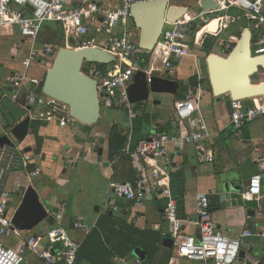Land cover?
Returning <instances> with one entry per match:
<instances>
[{"label":"crops","instance_id":"0c3cea01","mask_svg":"<svg viewBox=\"0 0 264 264\" xmlns=\"http://www.w3.org/2000/svg\"><path fill=\"white\" fill-rule=\"evenodd\" d=\"M111 2L112 0H105L106 5ZM171 5L189 8L193 14L201 11L196 0H187L184 4L171 1ZM230 14H236V10L232 9ZM198 23L200 22L196 24ZM133 25L136 27L134 22ZM90 27L94 35L101 27L100 20ZM246 28L254 32L253 44L264 48V24L255 29L254 24L250 25L244 21L236 25L232 33ZM58 29H62L60 24L48 23L44 25L41 33L47 31L48 35V31H51L53 34ZM115 33L118 35L120 30H115ZM205 36L206 34L200 33L199 40ZM39 37L36 42L30 40L33 45L29 46V39L23 38L17 27L0 31V104L7 103L0 109V138L9 128L28 117V89L22 90L14 102L11 99L12 90L6 88L7 79L25 70L23 62L28 58L31 49L40 51L45 46L59 47L40 43ZM194 39L195 36L190 32L191 52L197 60L194 57L183 59L171 78L178 82V92L175 95L159 94L156 100L154 97L157 95L151 96L148 101L138 103L132 120L124 109L118 107L102 111L100 122L91 127L75 122L68 129L62 130L55 123L31 120L30 134L26 143L20 145L24 151L30 150L28 154L34 159L33 167L39 169L41 175L30 181L28 172L14 174L9 183L11 186L20 185L18 193L28 185L36 188L41 200L47 204L52 220L60 222L73 239L81 242L78 264H130L137 260L142 262L134 255L137 249L145 252L146 260L143 264H213L175 257L173 249L164 246L167 238L162 233L167 229L168 223L164 218L165 200L161 196L153 197L147 192L142 204L119 200L121 208L129 209L128 212L122 211L119 214H114L106 208L111 182L128 184L138 189L139 168L125 153L126 149L134 151L140 140L154 133L190 132L188 126L177 118L175 103L186 97V90L197 89L198 86L191 83V80L196 78L195 82L199 84L197 63L204 76L201 84V112L210 132L205 144L215 160L212 164H199L195 148L187 146L179 156L174 155V148L171 147L170 162L163 163L170 174L171 190L178 200L179 216L185 222L184 233L196 238L200 236V229L196 225L198 194L209 196L212 219L226 236L236 238L247 229L253 232L264 230V218L256 216L259 203H241L239 199H232L231 203L223 205L220 199L223 190L218 180L220 176H224L227 182L236 186L239 198L246 190L249 179L258 173L256 160L264 153V115L249 122L241 131V139H237V130L230 119L232 99L229 96L214 97L210 81L209 84L207 82V59L211 54H223L216 46L222 38L215 40L216 45L207 39L195 44ZM63 41L62 48H66L64 32ZM234 45L236 44L233 43ZM39 61L29 68L28 74L44 81L48 70L53 67L54 60L43 65ZM35 68H40L42 76L36 74L38 72ZM256 78L264 84V75H258ZM254 102L264 107V96L246 100L245 106H254ZM90 150L93 153H89ZM99 150H102V155ZM18 193L14 198L15 207H19L22 200ZM261 204L264 205V200ZM133 214H137V217L133 218ZM79 219L92 229L88 235L74 229V223ZM47 220L39 226L38 231L49 227ZM139 243L149 249L137 246L130 250L134 244ZM242 250L245 255L240 257L237 264H264L262 240H246ZM121 254L126 257L123 258ZM25 264L40 262L36 257L29 255Z\"/></svg>","mask_w":264,"mask_h":264},{"label":"built area","instance_id":"2783aa9c","mask_svg":"<svg viewBox=\"0 0 264 264\" xmlns=\"http://www.w3.org/2000/svg\"><path fill=\"white\" fill-rule=\"evenodd\" d=\"M137 1L112 0L111 4L106 5L105 0H0V31L17 27L23 38L36 42L45 24H60L66 48H92L109 54L113 58L111 63L104 65L85 61L82 72L97 82L102 110L118 107L124 109L132 120L136 105L130 99L129 89L138 72H144L149 82L154 76L171 80L183 59L194 57L197 60L190 47V32L195 23L199 21L201 24L195 34V44L208 37L218 38L230 26L244 21L254 24L255 29L264 24V0H226L221 3V10L217 13L200 11L193 14L191 11L175 23H166L159 43L154 50L146 51L140 48L139 31L133 25L131 8ZM26 5L31 6L33 11L26 9ZM232 9L236 10V14H228ZM221 12L227 13L210 17ZM99 20L101 27L93 35L90 25L97 24ZM214 21H220L217 35L208 34L200 41V31ZM115 30H120V33L116 35ZM238 40V37L233 36L230 42L236 44ZM59 50L53 46H45L40 51L31 49L23 62L25 70L10 76L6 88L12 90L11 99L14 102L22 90L28 89V117L55 123L64 130L77 122L71 116L70 107L45 95L44 81L28 74L29 68L38 60L42 65L51 60L55 62ZM253 53L254 56L263 55L264 48L253 44ZM198 64L197 89L186 90V97L175 103L177 118L188 126L190 132L154 133L140 140L134 151L126 149L125 153L139 168L138 189L128 184L111 182L106 208L119 214L129 211L119 206V200L142 204L147 192L153 197L161 196L165 200L164 218L168 223L162 234L173 241L175 257L202 263L237 264L243 243L251 238L264 242V230L253 232L247 229L236 238L226 236L212 219L209 196L198 194L196 225L200 229V236L196 238L185 234V222L179 216L178 200L171 190L170 174L163 166L164 162H170L171 147L174 148V155L179 156L185 147L193 146L199 164H212L215 160L205 144L210 132L201 112V84L204 76ZM245 101L231 100L230 103V119L237 130V139H241V131L249 122L264 115V107L257 102H254V106L246 107ZM33 165V157L25 153L22 145L15 142L14 145L0 147V264H25L29 255L36 257L40 264H77V254L82 244L73 239L60 222L49 223L46 230L38 231V227L31 232L20 231L13 225V217L18 209L14 198L20 185L11 186L9 179L14 174L28 172L30 181L34 180L41 172L36 168L31 169ZM256 167L258 173L249 179L240 200L258 202L256 216L264 218V205L261 204L264 200V153L256 160ZM136 217L137 214H133V218ZM74 229L85 235L92 231L81 219L74 223ZM130 264L143 263L137 260Z\"/></svg>","mask_w":264,"mask_h":264},{"label":"water","instance_id":"95a60500","mask_svg":"<svg viewBox=\"0 0 264 264\" xmlns=\"http://www.w3.org/2000/svg\"><path fill=\"white\" fill-rule=\"evenodd\" d=\"M226 1V0H224ZM221 0H197V7L204 12L217 13L221 10ZM26 9L33 8L26 5ZM132 19L139 31V46L142 50L152 51L159 43L165 24L175 23L190 13V9L171 5V0H139L132 5ZM254 32L246 28L235 47L225 57L211 54L207 59L208 79L212 94L216 98L229 96L232 100H251L264 96V84L257 80L264 75V55L254 56ZM113 58L99 49L59 50L53 67L48 70L43 93L70 107L71 116L86 126H95L101 120L102 105L98 94L97 82L82 72L85 61L109 64ZM176 81L154 76L151 82L146 74L138 72L134 84L129 89L131 101L137 105L148 101L151 96L173 94L178 92ZM1 101V96H0ZM156 102H154L155 104ZM31 119L26 117L9 128L7 134L0 138V147L24 144L30 134ZM30 150L26 149L25 153ZM102 155V150H99ZM223 205L239 199L238 188L219 177ZM21 204L13 217V225L20 231L31 232L37 229L50 216L47 204L43 202L36 188L28 185L18 193ZM242 203V201H241ZM164 246L173 247L170 238L165 239ZM145 261V252L137 249L134 253ZM245 252L242 250L240 257Z\"/></svg>","mask_w":264,"mask_h":264},{"label":"rangeland","instance_id":"374dc122","mask_svg":"<svg viewBox=\"0 0 264 264\" xmlns=\"http://www.w3.org/2000/svg\"><path fill=\"white\" fill-rule=\"evenodd\" d=\"M171 1H179V2H181V3H185L187 0H171ZM197 1V0H196ZM225 13H227V12H221V13H218L217 15H215L214 17H219V16H222V15H225ZM228 14H230V12H228ZM48 24V23H47ZM200 23H198V27H200ZM236 28V25H232V26H230V28L228 29V30H226V31H224L221 35H222V41H218V43H217V45H216V43H215V40H219V39H221L220 37L217 39V38H214V37H211V38H206L207 40H209L212 44H215L216 46H218L219 47V49L220 50H218L220 53H223L221 56H223V57H225L226 55H228L229 54V52L235 47V45H234V47H232L233 46V43H230V41H231V37H233V36H236V37H238L239 39L241 38V36H242V34H243V32H244V30H240V31H234L233 33H232V31L234 30ZM198 29V28H197ZM63 31V30H62ZM49 32V34L47 35V31H44V33H40V37H39V42L41 43V42H43L44 44H49V45H51V44H53V45H57V46H59L58 48H60V49H62V46H63V43H64V41H63V38L60 36V38H57V35H53L52 33H51V31H48ZM231 34V35H230ZM27 43H29L28 45L29 46H32L33 45V43L30 41V40H27ZM48 68H50V67H48ZM47 68V69H48ZM40 69V68H39ZM37 70V68H35L34 70L36 71V72H38V73H36L38 76H42L41 74V71L40 70ZM157 97H158V95L156 96V97H154V100H156L157 99ZM7 103H4V104H0V109H2L5 105H6ZM136 107V109H137V105L135 106ZM103 112H104V110H103ZM106 112V111H105ZM0 125H1V123H0ZM26 143V142H25ZM192 264H194V263H192Z\"/></svg>","mask_w":264,"mask_h":264},{"label":"trees","instance_id":"16d2710c","mask_svg":"<svg viewBox=\"0 0 264 264\" xmlns=\"http://www.w3.org/2000/svg\"><path fill=\"white\" fill-rule=\"evenodd\" d=\"M197 28H199L198 27V25L195 23L194 25H193V27H192V29H191V34H192V36H195V34H196V32H197ZM53 35H57V38H60V36L63 38V31H62V29L60 30V29H58L56 32H54L53 33ZM60 35V36H59ZM232 47H234V46H232ZM197 82V80H196V78H193L192 80H191V83L192 84H194V86H198V84L196 83ZM207 82H208V84H209V80H207ZM211 91V90H210ZM112 144V143H111ZM31 169H35V167H32ZM49 223H51V224H53L54 223V221L52 220V218H49ZM122 243H124V242H122ZM139 247V246H141V247H143V248H146V249H149V248H147L146 246H144V244H142V243H139V244H134L133 246H132V248H130V250L131 249H133V248H136V247ZM114 247H116V246H114ZM81 249H82V245H81V248H80V250H79V252H78V254H77V264H78V261H79V258H80V251H81ZM121 256L123 257V258H125L126 256L125 255H122L121 254Z\"/></svg>","mask_w":264,"mask_h":264},{"label":"bare ground","instance_id":"6f19581e","mask_svg":"<svg viewBox=\"0 0 264 264\" xmlns=\"http://www.w3.org/2000/svg\"><path fill=\"white\" fill-rule=\"evenodd\" d=\"M220 30V21H214L212 22L209 26H207L205 29H203L202 31H200V33L202 34H214L217 35V33ZM71 49V48H70Z\"/></svg>","mask_w":264,"mask_h":264}]
</instances>
